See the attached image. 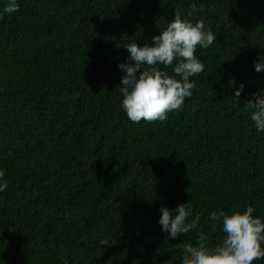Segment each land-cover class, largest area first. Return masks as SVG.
Wrapping results in <instances>:
<instances>
[{
    "label": "trees",
    "instance_id": "1",
    "mask_svg": "<svg viewBox=\"0 0 264 264\" xmlns=\"http://www.w3.org/2000/svg\"><path fill=\"white\" fill-rule=\"evenodd\" d=\"M17 3L0 19V264H182L178 244L222 241L210 213L264 220V132L244 110L264 90V0ZM177 11L216 42L197 49L205 70L183 107L134 124L125 45L154 46ZM187 203L200 224L170 239L160 209Z\"/></svg>",
    "mask_w": 264,
    "mask_h": 264
},
{
    "label": "clouds",
    "instance_id": "2",
    "mask_svg": "<svg viewBox=\"0 0 264 264\" xmlns=\"http://www.w3.org/2000/svg\"><path fill=\"white\" fill-rule=\"evenodd\" d=\"M19 11L17 0H7L0 10V19L5 14ZM196 11V5H191V16ZM153 45L143 47L137 43L125 45L128 53V63L118 65L125 74L119 87L123 99L122 110L134 124L164 122L169 113L179 111L186 98L193 96L197 85L190 81L191 77L200 75L205 65L197 58L198 48L208 49L216 42V35L209 28L205 30L203 20L195 24L182 19L177 11L174 19L159 36L152 38ZM163 69L172 68V75ZM257 73L264 71V56L254 63ZM176 77H180L177 79ZM243 90L236 91L239 97ZM254 101L249 100L244 110L251 111V120L258 132H264V90L254 94ZM5 171L0 170V192L8 187L4 181ZM162 216L159 223L162 231L169 234L170 239H177L190 231L196 230L201 221V215L196 213L193 218L190 203L180 204L174 210L161 207ZM255 208L247 206L246 211L239 210L226 213L212 212L207 219L213 221L212 231L222 226L224 237L214 247H209L203 234L199 236L196 246L192 243L178 244L183 253L182 264H254L264 259V220L254 217ZM175 213V215H173ZM101 246L111 247L108 240H101Z\"/></svg>",
    "mask_w": 264,
    "mask_h": 264
}]
</instances>
